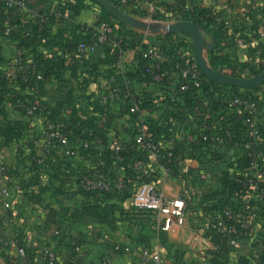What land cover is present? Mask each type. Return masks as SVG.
Returning a JSON list of instances; mask_svg holds the SVG:
<instances>
[{
    "label": "crops",
    "instance_id": "1",
    "mask_svg": "<svg viewBox=\"0 0 264 264\" xmlns=\"http://www.w3.org/2000/svg\"><path fill=\"white\" fill-rule=\"evenodd\" d=\"M72 1L62 0V3ZM110 1L114 3L116 0ZM175 1L178 0H142L125 10L114 4L147 24L185 22L173 7ZM28 2L36 15L51 11L56 18L50 26V42L37 47L33 42L26 48L31 53H27L29 60L37 65L43 62L34 60L32 50L36 49V53H43L44 59L60 56L64 61L50 64L51 74H42L43 84L38 89L15 88L5 79L13 51L6 43L3 47L0 61V126H19L23 130L13 137L0 134V156L4 158L12 190L8 198L11 207L6 208L0 186V235L20 237L30 249L29 264H44L41 250L45 246L56 252L58 264H140L141 251L145 248L160 250L166 264H224L211 252V236L203 227L220 216L222 205L216 193L222 190L221 178L226 176L232 179L241 175V164L246 162V123L239 144L235 147L217 145L215 156L221 159V165L216 163L210 146L200 139V131L204 126L203 121L217 124L218 121L228 120L229 98L244 94L264 100V83L255 88H240L236 94L225 89L227 100L219 109L213 110L206 97L200 96L193 105L184 104L175 101L172 94L164 93L160 86L135 81L133 87L147 97L148 117L153 128V133L149 134L150 140L162 149H175L171 172L166 173L165 166L153 152L136 143L135 122L128 113L127 99L121 98L106 108L98 94L111 76L121 75L135 64L138 54L146 59L149 49L161 47L170 59L177 56L181 60L190 57L196 60L191 35L185 31L151 34L111 15L114 18V37L122 35L126 41L123 55L115 59L101 47L87 61L70 58L62 55L59 49L84 38L88 27L105 21L101 10L103 7L95 0H78L79 10L73 11L67 6L60 12L57 10L58 0ZM194 2L213 8L221 16L215 28L222 29L224 33L217 39L203 29L202 34L207 42H214L213 50L204 51L208 63L210 53L215 51L216 57L221 60L227 58L234 64H250L253 55L250 49L257 48L255 54H258V46L264 44V0ZM187 4L191 7L189 2ZM34 25L30 27L29 34L33 32ZM131 30H137L140 34L133 35ZM168 34L174 35L172 40L166 37ZM241 75L239 73V78H251ZM18 99L27 104L48 105L52 111H56V118L68 122L72 129L82 125L84 129L80 134L95 127L101 133L97 142L104 151L111 148L110 139L122 142L129 158L143 167L139 180L131 176L130 191L135 190L141 181L153 180L162 186L168 196L185 197L184 223L174 221L168 230H163L164 220L150 211L136 208L130 192L113 194L97 203L79 196L77 179L80 174L101 171L109 178H128L131 166L97 162L94 152H81L80 134H73L72 131L70 144L80 150L79 155L70 158L60 155L55 147L48 149L46 118L41 114L26 116L20 108L15 107ZM236 116L246 119L241 111L235 112ZM30 150L37 157L47 159L43 167L34 168ZM227 197L225 194L223 198ZM254 231L264 235L263 216L255 220ZM251 244V239L237 246L227 243L226 256L233 263L247 259L251 254ZM7 258H16L21 262L15 248L0 245V264H8Z\"/></svg>",
    "mask_w": 264,
    "mask_h": 264
},
{
    "label": "built area",
    "instance_id": "2",
    "mask_svg": "<svg viewBox=\"0 0 264 264\" xmlns=\"http://www.w3.org/2000/svg\"><path fill=\"white\" fill-rule=\"evenodd\" d=\"M121 6L130 8L142 0H116ZM36 22V11L29 4L28 0H0V61L3 56V47L6 46L13 51V59L8 75L5 79L12 87L20 88V83L26 84L31 79L29 87L32 90L36 89L38 81L43 79V75L37 71V66L34 61L29 60V56H25L23 49L20 46V38L12 36L13 32H18L27 25H32ZM111 26L107 21L98 23L93 30L90 31L91 38L88 41H81L77 45V53L83 58L96 52L97 48L104 42L112 39L118 40V37L110 36ZM19 33V32H18ZM22 38L27 36L25 31L21 32ZM239 43H243L241 40ZM59 52L64 55V51L59 49ZM123 55V54H122ZM69 56V55H68ZM72 58L71 54L69 56ZM147 64L156 70L160 71L161 66L165 61L171 60L164 50L160 48H152L147 51ZM182 66H178L177 88L180 92L200 89L203 84V73L200 70L196 60L193 57L183 61ZM137 66V62L129 66L127 71ZM149 71V68L146 70ZM153 82L159 85L162 82V75L157 73L153 77ZM125 88L122 84L116 82L114 77L108 80L107 85L102 88L98 94L102 104L110 105L112 102L118 101L121 98H126L128 102V113L132 116L136 127V143L146 147L155 155L159 162L163 160L167 162L165 165L166 173H170V164L174 159V152L170 149H162L154 141L150 140L148 130L151 126V121L148 113L143 109V99L139 95L141 91L133 87L130 80H126ZM159 87V86H158ZM227 112H229L228 120L233 114L241 111L246 116L247 130V146L251 148V155L248 159V165L242 169L244 180L242 183L243 192L246 203L257 208L261 204L264 205V100L261 98L250 97L244 94H238L227 100ZM15 107L20 108L26 116L32 117L36 114H41L46 118L47 128V147L51 149L55 147L58 153L62 156L70 158L79 155L80 150L70 144L71 140L67 133L64 132L65 125L63 122H53L48 118V111L44 105L27 104L19 99L15 102ZM39 111V112H38ZM38 112V113H37ZM210 133L203 136V140L210 139L214 144L221 145L225 142L224 137L217 132L216 124H210L205 127ZM226 137L232 142V133L228 131ZM82 148L88 150L93 146L96 147L97 137L93 133H82L80 136ZM111 140V149L113 150L112 159L114 162H122L124 159L120 153L123 150L122 142L114 139ZM101 156V153L98 154ZM218 165L222 164L221 159L216 158ZM47 162L45 157H36V163L39 167H43ZM132 170L141 172L143 167L140 163L132 162L130 164ZM140 179L139 176H136ZM0 186L1 196L4 201V206L10 208L11 204L8 198L11 195V182L7 174V167L4 164V158L0 156ZM77 192L81 197L91 195L96 200H103L110 194H124L130 192L133 198V203L136 208L152 212L155 217L164 220L163 230H168L174 221L183 224L186 219V199L183 196L170 197L162 186L156 182H140L135 190L130 191L127 181L124 177L111 179L101 171L86 172L80 174L77 179ZM233 210L230 207L222 209L219 217L207 222L203 229L211 236L210 250L212 253L222 249L221 245L213 241V237H218L223 240L235 236L237 244H241L249 238L251 239V256L264 257V235L255 233L254 224L250 217L241 215L239 219L242 224V231L237 232L235 228L227 222L232 216ZM253 229L250 236L249 232ZM256 242L258 244H256ZM0 244L3 247L15 248L22 264H28L26 260L27 250L24 246H19L18 241L11 235H0ZM44 264H58L56 252L49 246L42 248ZM224 264H241L233 263L231 260H223ZM140 264H166L160 250L145 248L141 251Z\"/></svg>",
    "mask_w": 264,
    "mask_h": 264
},
{
    "label": "trees",
    "instance_id": "3",
    "mask_svg": "<svg viewBox=\"0 0 264 264\" xmlns=\"http://www.w3.org/2000/svg\"><path fill=\"white\" fill-rule=\"evenodd\" d=\"M60 3L57 4V10H60V12H62L67 6H70L72 8L73 11H77L80 8V4L78 2V0H74L71 3H62V0H58ZM93 1V0H92ZM116 5H118L120 8L125 10V7L121 6L118 2L113 1ZM187 2H189V4L191 5V7H189V5L187 4ZM173 7H175L174 9H176L182 16L183 20L186 21H191L194 24L202 27L204 30L209 31L211 34L214 35V37H217L222 35L224 33V31H222V29H216V25L217 22L221 19V16L219 14L216 13L215 10H213V8H207L204 6H200L198 4H196L194 2V0H178L175 1V3H173ZM102 10V14L104 16V20L110 23L111 26V31H110V36L114 37L116 34H114L115 32V28L112 25V22L114 20V18L111 16V14L106 11L105 9H101ZM55 15L54 13H52L51 11L42 13L41 16L36 15V22L34 25V30L33 32L31 31V33L29 34L28 31L30 29V27H32V25H27L24 28H22L20 31L18 32H13L11 35L15 36L17 38H20V46L23 49L25 56L31 53H28V51L26 50V48L28 49L29 46H31V44L33 42L36 43V47L37 45H41L42 43L44 44H48L50 42V26L51 24L54 23L55 20ZM120 22V21H118ZM120 24L124 25L123 22H120ZM96 26V25H95ZM88 27L87 28V35L82 38L79 39L78 41H73L70 42L69 44H67L66 46H64L63 48H61V50L64 51L65 55H69L71 54L72 58L75 59H83L85 61L91 59L95 53L97 52V50L101 47H104L107 51V53L111 56L114 57L115 59L120 58V56L123 54V51L125 49V38H123L122 35H120V37H118V40H108L106 42H104L103 44H101L96 52L88 55L87 57L83 58L80 54L77 53V45L81 42V41H88L91 38V33L90 31L93 30V28L95 27ZM33 28V27H32ZM25 31V33H27V36H25L24 38H22L21 36V32ZM123 34V33H122ZM127 34V33H126ZM131 34H140L137 30H131ZM125 35V34H123ZM122 36V37H121ZM141 36V35H140ZM173 34H168L166 35V37L169 40H172L173 38ZM110 46V49L107 50V48ZM259 52L258 54H255L257 52V48L256 49H250V51L253 53L252 55V60L250 62V64L245 65V64H234L232 62H230L227 58L226 59H222L220 57H216L215 55V51L210 53V64L212 67L216 68L217 70L228 74L230 76H234V77H239V73H241V77H254L257 76L259 74H261L262 72H264V44H260V46H258ZM216 50H217V46H216ZM28 53V54H27ZM33 53V58L35 61H39L43 60V62L39 63V64H43V67H41V65H37L36 62V66H37V71L40 74H43L44 76L51 74V65L52 64H58V62H63L64 58H61L60 56H52L51 58L47 57L44 59V55L43 53H36V49L32 50ZM65 57V56H64ZM57 58V59H55ZM115 59H113V61H115ZM136 62H137V66L132 68V70L130 71H126L121 75H113L111 77H114L116 82H119L120 84H122V87L125 88V81L126 80H130L133 84L135 83V81H146L149 83L154 84L153 82V77L157 74L160 73L162 75V82L159 85L154 84L155 86H160L162 91L164 93H170L172 94V96L174 97V100L177 101L179 100L180 103H188L193 105L196 101V99H198L200 96L206 97L207 98V102L209 103L210 107L213 110L219 109L220 106L225 102L226 99V93H224L225 89H229L233 92L238 93L237 91L240 89L239 87H235L232 85H224L221 83H218L214 80L208 79L205 76H203V84L202 87L200 89H193L190 91H185V92H180L177 88V80L178 78V66H182L184 64V60H181L180 58H178L177 56H174L171 60L169 61H165L162 66H161V70L158 71L155 68H153L152 66H149L147 64L148 60L144 58V56L142 54H138L137 58H136ZM45 64V65H44ZM51 64V65H50ZM149 68V71L147 72L146 70ZM110 77V79H111ZM31 79L28 81V83L26 84L25 82H21L20 83V87L22 88H26V89H32V86H28L29 83H31ZM43 81L40 80L37 82L36 84V89H38L40 86H42ZM139 95L141 96V98L143 99V109L146 110V112L148 113V101H147V97H145V94H143V92L139 93ZM224 95V96H223ZM176 103V102H175ZM40 105H44L47 108L48 111V118L49 120H52L53 122H63L65 125V129L64 132L67 133L71 139L72 134H80L82 132V130L84 129L82 125H80L78 128H73L72 126H70V124L64 120L58 119L56 118V111H52V108H50L48 105L45 104H40ZM174 105V104H172ZM104 107L108 108L109 105H103ZM176 106V105H175ZM177 107V106H176ZM39 112V111H38ZM37 112V113H38ZM75 116V113H74ZM246 119L243 117H231L230 120H221L218 121L216 126H217V132L219 134H221L224 139L225 142L223 144H221V146H225V145H230L235 147L237 144H239L240 140H241V136L242 133L244 131V123H245ZM202 124L204 125L202 130L200 131V139L202 140V142H204L207 146H210V148L212 149V155L215 157V159L217 158V146L216 144H214V142L210 139L208 140H203V136L204 135H208L210 132L208 130L205 129L206 126H210V124H214L211 121L206 122H202ZM22 128H20L19 126H14V127H7V128H2L0 126V134H3L4 136L7 137V135L9 137H13V135H20L22 132ZM230 131L232 133V142L228 143L227 141H229L226 137V133ZM93 133L96 135L97 137V141L98 139L100 140L101 138V133H99L98 130L95 129V127L90 128L87 132L85 133ZM153 133V128L149 127L148 130V134ZM77 135V136H78ZM81 136V134H80ZM109 140L107 141L108 144ZM99 142L96 143V147L93 146L92 148L88 149V150H84L83 148H81V152H87V151H91L94 152L96 154V161L97 162H109L111 166H116L115 163L117 164H121V165H125V166H130V164L132 162H136L134 160H131L129 158V156L127 155L126 151H125V147L123 145V150L121 151L120 155L121 157L124 159L122 162H114V160L112 159V155H113V150L110 148L108 151H104L102 150L99 145ZM174 154L175 153V149H172ZM31 151V159L33 161L34 164V168H38L39 166L36 163V154L33 150ZM101 153V156H98V154ZM252 151L251 148L248 146H245L244 148V158L246 160L245 163L241 164V168H245L248 165V157H250ZM248 155V156H247ZM247 156V158H246ZM175 160V156L174 159L172 161V163L169 165L170 167L173 165ZM138 163V162H136ZM162 163L163 166H165L167 164L166 161H162L160 162ZM130 174H128V178L125 177V180L128 183V186L130 187V181L132 179V175L134 177V179L136 180L137 177L136 176H140V172H135L134 170H132L130 168ZM117 178V176H115L114 178L111 179H115ZM244 175H239L236 176L235 178L230 179L229 177H222L221 178V184H222V190L217 191L216 196H220L218 198L219 202L222 205V209L226 208V207H230L233 210L232 216L227 219V222L232 225L235 230L237 232L242 231V224H241V220L239 219V217L241 215H247L248 217H250L253 221H257V219H259L261 216H263L264 218V205L261 204L260 206H258L257 208H254L252 205L247 204L245 196H244V192H243V186L242 183L244 180ZM139 180V179H137ZM151 182H154L153 180H150ZM144 182V181H141ZM148 182V181H145ZM228 195V197L226 199H224V195ZM113 195V194H110ZM110 195H108L105 199L103 200H96L91 195L86 196L85 199L88 200H93L95 203L97 202H102L104 200H106ZM222 209H221V213H222ZM220 213V214H221ZM253 233V229L249 232L251 237V234ZM18 241V245L19 246H24L26 247L27 250V257L26 260L29 262L31 261V255H30V249L27 247V245L25 244V242L19 237V238H15ZM246 240H249V238H247ZM213 241L215 243H218L221 245L222 249L218 252L213 253L219 260L223 261V260H229L228 257L226 256L227 253L225 251V245L227 243L232 244L234 246H237L238 244L236 243L235 240V236L231 235V237L226 238V239H219L217 236L213 237ZM245 241V240H244ZM256 244H258L256 242ZM1 245V244H0ZM2 246V245H1ZM3 247V246H2ZM7 262L8 264H22L20 261L16 260V258H12L9 259L7 258ZM241 264H264V257H253V256H249L247 259H241L240 260Z\"/></svg>",
    "mask_w": 264,
    "mask_h": 264
},
{
    "label": "water",
    "instance_id": "4",
    "mask_svg": "<svg viewBox=\"0 0 264 264\" xmlns=\"http://www.w3.org/2000/svg\"><path fill=\"white\" fill-rule=\"evenodd\" d=\"M100 6L106 9L114 18L123 21L131 26L137 27L148 33L164 34L185 31L191 35L196 53L197 64L203 75L218 83L232 85L239 88H255L264 83V72L251 78H239L225 74L210 66L204 57V51L214 49V42L209 44L203 36V28L190 21L177 22L175 24H147L141 22L128 13L124 12L110 0H95Z\"/></svg>",
    "mask_w": 264,
    "mask_h": 264
}]
</instances>
